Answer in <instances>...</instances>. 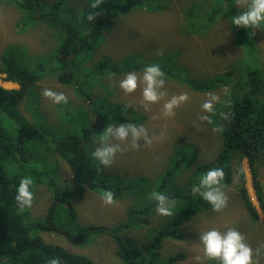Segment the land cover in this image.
<instances>
[{"label": "rangeland", "instance_id": "374dc122", "mask_svg": "<svg viewBox=\"0 0 264 264\" xmlns=\"http://www.w3.org/2000/svg\"><path fill=\"white\" fill-rule=\"evenodd\" d=\"M40 1H44L47 5L51 13V21L56 27L48 26L42 21H30L23 10L13 3L0 2V66L3 63V56L12 46L16 47V53L22 62H37L38 57H42L47 62L53 63L52 55L56 53L57 48L54 35L62 31L63 23L68 30L84 35L91 24L96 25L95 17L99 18L106 14L105 6L100 4L102 0H65L63 5L53 9L54 3L62 0ZM192 1H195L193 3L198 6V11H194V17H190L185 12V7L189 5L186 0H144L126 13L120 10L114 11L113 14L118 16L112 22H108L102 35L97 37L98 46L90 50V61L80 64V67H77L78 71L82 70V67L89 68L91 62L106 57L117 66L125 60L134 61L132 65L142 60V66L139 63L128 72H110L109 70L102 76L94 74L89 78L90 103L80 91L79 84H62L58 80L57 73L45 76L34 86V94L38 101V122L46 123L47 127L57 132L65 131L67 124H70V121H66L64 125L61 122L63 120L60 115L64 110L73 111V114H79L81 110H84L85 117L79 118V122H86L82 126H86L87 123L91 126L95 125L99 112L108 110V107L110 108V105L116 102L126 103L125 114L129 113L133 118L141 116V113L147 114L148 117L145 122L141 120L144 135L133 139V133L128 131L123 140L118 137V150L108 165L102 164V170L111 174L110 177L108 176L111 183L114 181L112 176L116 173L121 177H118L117 182L122 183L124 179V184L129 183L131 186L125 187L122 197L113 199L112 204H106L103 201L101 192L85 191L83 198L75 202L76 219H63L60 222L61 226L69 231L75 230L78 225L90 226L100 223L114 227L116 223L126 221V210L130 206H133L135 202L147 201L155 194L158 182L169 166L173 165L171 157L178 145L192 143L188 150L195 149V146L198 148L199 156L195 166L201 161H213L216 152L223 147L220 126L226 113L221 106L226 101V95H229L230 100L232 99L230 87H227L225 92L220 87L196 91L182 80L188 79L200 83L201 80L210 78L216 72L227 71L230 68L228 66L231 65L230 62H239V56L247 55L249 52H247L248 48L236 42V30L231 26L228 15L223 12L218 13L217 18L207 28H202L200 34H196L193 29L187 31V35L186 32L181 33L182 27L190 29L188 21L197 23L205 21L208 12L220 6L221 2V0H211V2L207 0L206 5L202 6L199 0ZM67 4H70V7L79 6L78 10L68 11ZM236 4L237 12L241 13L243 7L238 0ZM254 33L257 34L258 45L251 56L255 58L254 65H260L264 61V30L259 28L254 30ZM200 36L201 39H199ZM166 53L169 54L160 57V54ZM62 58L61 55L59 59L62 60ZM69 58L71 59L72 56ZM154 59H157L165 68V75L156 77L157 82L153 84L154 91L158 95L161 93L163 95L156 102H149L142 96L143 89L146 87V82L143 80V67L154 63L152 62ZM244 59L246 60L247 57ZM225 64L227 67L220 68ZM128 73H133L137 77V87L130 93L119 86ZM4 76L5 74H0V85L5 88L19 87L18 84L7 82ZM82 76L81 72L80 77ZM161 79L162 84L158 83ZM244 81L240 77L233 80L240 85ZM81 88L83 92H87L85 87L81 86ZM45 90L55 95H62L63 100L56 101L54 96L44 95ZM181 95L186 96V99L180 100ZM174 96L177 98V104L171 108V114L166 115L164 104L171 101ZM27 102V99H24L20 104V112L31 121L33 118L29 113ZM205 102L211 105L210 110L203 108ZM101 117L104 121L103 113ZM105 119H107L106 116ZM108 119L111 117L108 116ZM105 126L98 132L105 133L111 126V132L116 133V129L119 128L116 124H105ZM41 149L36 151L37 156L42 158V163L51 164L54 161L53 153L51 151L42 153ZM232 163V185L206 186L208 188L212 186L210 190L222 195L224 203L220 208H216L213 204L212 207L200 213L192 214L188 220L185 217L183 221H179V204L171 199L168 205L170 215H160L153 210L149 214V222L143 227L119 228L118 234L123 237L124 243L149 242L154 237L150 232L154 229L158 230L159 226L170 219L178 223L182 238L165 236L161 248L162 258L184 252L185 258L177 264H221L219 258H209L203 254L201 237L211 230L218 231L222 237L229 230H234L240 233L243 243L251 249L252 264H264V224L262 219L257 221L247 214L237 186L241 177L237 174L236 158H232ZM239 165L244 170L250 198L260 210L247 158H243ZM59 168L62 179L70 176L71 170L66 162L61 160ZM255 168L264 186V160H256ZM190 174L191 169L180 170L173 179L183 187L193 179V177L190 178ZM138 182L143 183V188L138 191L141 196L144 189L151 188V191L145 192L141 198L132 190V186ZM37 186L30 207L36 218L47 213L53 198L50 188L44 184ZM201 187V191H204L205 188ZM173 188V182H171L167 190L171 191ZM59 211L63 214L61 210ZM76 233V231L71 233L72 237ZM44 236L48 241L59 243L71 252L86 254L98 262L126 264L125 259L117 252V241L106 230L93 232L84 243H76L60 232H47ZM184 237L187 239L184 240Z\"/></svg>", "mask_w": 264, "mask_h": 264}, {"label": "trees", "instance_id": "16d2710c", "mask_svg": "<svg viewBox=\"0 0 264 264\" xmlns=\"http://www.w3.org/2000/svg\"><path fill=\"white\" fill-rule=\"evenodd\" d=\"M2 1L11 2L23 10L30 21H42L48 26L56 27L51 21V13H49L44 1L0 0V2ZM143 1L102 0L100 4L105 6L106 14L99 18L95 17L96 25L91 24L87 28L88 32H85L84 35L76 34L71 29L68 30L63 23L62 31L54 35L57 41L56 53L52 55L54 64L47 62L42 57H38L37 62H22L16 53L15 46L10 47L3 56L0 74H5L6 81L16 82L19 87L5 88L0 85V264H49L52 259H55L57 264H104L86 254L71 252L59 243L48 241L44 236L47 232H60L76 243H84L93 232L101 230H106L114 236L113 238L118 243L117 252L125 259L126 264H177L185 258L184 252L162 258L163 238L165 236L182 238L178 223L170 221V219L159 226L158 230L154 229L153 232H150L154 237L144 244L124 243L125 240L118 234L119 228H136L147 224L149 214L158 204L155 197L142 205L141 201L135 202L126 210V221L116 223L114 227L98 223L90 226L78 225L75 230L69 231L60 223L63 219H76L75 202L83 198L85 191H96L102 194L103 191L107 190L112 192L113 199H117L122 197V191L125 187L131 186L129 183L124 184V179L122 183L117 182L120 175L116 173L113 174L114 181L111 183L108 180L111 174L102 170V164L96 161L92 153L102 146H118V136L115 132L108 134L106 140H99V134L102 132L99 133L98 131L106 127L105 124H116L119 127L133 125L139 131V126H142L141 120L145 122L148 119L147 114L141 113V116L133 118L129 113L125 114L126 103L119 104L116 102L111 104L108 110L99 112L93 126L88 123L86 126H82L86 122H79V118L82 119L86 115L84 110H81L79 114L64 110L60 115L63 120L61 121L62 124L70 121L65 131L57 132L55 129L47 127L46 123L38 122V101L34 94V86L45 76L57 73L58 80L62 84H79L80 91L82 94L84 93L83 96L90 103L89 78L94 74L95 76H102L105 71L109 70L110 72H128L133 66H138L139 63L142 66V60L134 65H132L134 61L125 60L117 66L106 57L93 61L89 64V68L82 67V70L78 71L80 64L90 61L89 52L98 46L97 37L102 35V31L107 27L108 22H112L118 16L113 14L114 11L120 10L126 13ZM206 1L199 0L202 6L206 5ZM233 1L221 0L220 6L214 7L208 12L205 21L197 23L190 20L187 22L190 29L182 27L180 32L183 34L186 32L187 35V31L193 29L196 34H200L201 29L207 28L220 12L228 15L232 21L233 17L247 10L246 7H243L241 13L237 12V0L236 2ZM64 2L65 0L55 2L52 9L63 5ZM186 2H189L187 3L189 5L185 7V12L190 17H194V11H198L197 4L193 3L195 1L192 0H186ZM67 5L68 11L72 12H76L79 7ZM231 26L237 33L236 42L240 46L248 48L247 52L249 53H246L248 56L241 54L239 56L240 61H237L238 63L230 62L231 65H228L230 68L227 71L216 72L210 78L201 80L200 83L188 79L182 80L183 83L196 91L220 87L225 92L227 87H230L232 91L230 98L232 99L230 100L229 95H226V101L221 106L226 113L224 117L222 116L223 120L220 126L224 145L216 152L213 161H201L196 166L194 164L199 156L198 148L195 146V149L188 150L192 143L178 145L171 157L173 165L169 166L163 179L159 182L158 191H164L161 195L165 197L166 201L172 199L178 203L179 215H186L188 220L192 214L200 213L213 206L212 202L199 195V191L202 189L200 178L213 168H221L224 175L217 184L221 186L232 185V158H236L237 174L241 177L237 186L247 214L257 221L262 219L264 224V186L260 174L255 168L256 160H264L262 159L264 158V61L260 65H254L255 58L251 56L258 45L257 34L254 33V30L260 27L244 29L242 26L232 24V22ZM260 29L263 31L264 26ZM168 54H160V57ZM60 55L63 57L62 60L59 59ZM70 56H72L71 59ZM244 57L247 59L245 60ZM152 62L158 63L161 71L165 72V68L157 59ZM238 65L240 66L237 67ZM224 67L227 65L225 64L220 68ZM245 68L247 69L245 70ZM81 72L82 78L80 77ZM239 77L245 80L241 84L242 86L233 82ZM81 86L87 89L86 93L83 92ZM24 99L28 101V110L33 118L31 121L20 112V104ZM102 113L104 121H102ZM108 116L111 119H108ZM39 148H42V153L50 151L53 153L54 161L51 164L41 162L42 158L36 154ZM243 158H247L249 164L252 184L260 210L251 200L246 187V176L239 165ZM61 160L66 162L71 170L70 176H66L64 179L61 178L59 168ZM187 169H191L190 178L193 177V179L188 181V185L182 187L173 179V176L180 170ZM22 177H28L32 180V184L29 186L32 197L39 184H44L52 190V203L45 215L36 218L30 209L31 204L22 205L20 201L15 200V196L18 195L16 188ZM171 182H173L174 188L169 192L165 188ZM211 188L212 186L209 187V190ZM140 189L139 182L132 186V190L137 192L136 194L141 198L142 196L138 193ZM193 189L198 191L194 192ZM21 207L23 210H20ZM59 210L63 214H60ZM75 231L77 233L72 237L71 233ZM186 239L187 237H184V240Z\"/></svg>", "mask_w": 264, "mask_h": 264}, {"label": "clouds", "instance_id": "9594fccd", "mask_svg": "<svg viewBox=\"0 0 264 264\" xmlns=\"http://www.w3.org/2000/svg\"><path fill=\"white\" fill-rule=\"evenodd\" d=\"M241 7H246L247 10L243 11L241 14L232 18V24L242 26L244 29H253L256 27L264 26V0H238ZM165 73L161 71V67L158 63H152L145 65L143 67V80L146 82V87L143 89V99L149 102H156L163 95L157 94L153 89V84L156 83V77H163ZM158 83H163L161 79ZM125 92H132L137 87V77L133 73L126 74V78L120 82L119 85ZM46 96H54L56 101L63 100L62 95H55L49 90L44 91ZM180 100L186 99V96L181 95ZM177 104V98L174 96L173 99L164 104L165 114H171V108ZM203 108L211 109V105L207 102L203 104ZM112 131L111 126L108 127L105 133L100 134L99 140L104 141L107 139L108 134ZM131 131L133 133V139H136L144 135V128L141 126L140 130L137 131L136 127L133 125H122L116 129L117 136L123 140L127 135V132ZM118 150V146H102L98 148L92 155L96 158L99 164L108 165L113 158L114 153ZM223 169L213 168L209 170L200 178V183L205 188L204 191H199V195L205 200L212 202L216 208H220L224 200L222 195L214 190H209V185L217 184L223 177ZM32 184V180L28 177H22L19 180V184L16 188L18 195L15 196V200L20 201L22 205H30L32 199V193L29 190V186ZM202 190V189H201ZM149 192L151 189L148 190ZM194 192L198 191L193 189ZM155 197L158 201L155 208L156 212L160 215H170L171 212L168 209L169 201H166L165 197L155 194L151 197ZM102 199L106 204L113 203V194L110 191L102 192ZM20 210H23L21 207ZM179 221H183L186 217L179 215ZM203 243V254L209 258H219L221 264H252L251 260V249L243 243V238L239 232L234 230H229L223 237L216 230H211L205 233L201 237ZM49 264H57L55 259L49 261Z\"/></svg>", "mask_w": 264, "mask_h": 264}, {"label": "crops", "instance_id": "0c3cea01", "mask_svg": "<svg viewBox=\"0 0 264 264\" xmlns=\"http://www.w3.org/2000/svg\"><path fill=\"white\" fill-rule=\"evenodd\" d=\"M162 179H163V177L161 178V180H162ZM161 180H160V181H161ZM160 181H159V182H160ZM159 182H158V184H159ZM158 184H157V186H158ZM139 185L141 186V189H142V188H143V187H142L143 183L140 182ZM150 189H151V188H150ZM166 189H167V188H165V190H166ZM145 192H149V191L146 190V189H144V190L142 191V196H143V194H144ZM155 192L158 193L159 195H161V194H163L164 191L159 192V191H158V188H156ZM169 192H170V191H169ZM152 199H153V198L149 197V198L147 199V201H144V202L141 201V205L147 203L148 201H150V200H152Z\"/></svg>", "mask_w": 264, "mask_h": 264}, {"label": "bare ground", "instance_id": "6f19581e", "mask_svg": "<svg viewBox=\"0 0 264 264\" xmlns=\"http://www.w3.org/2000/svg\"><path fill=\"white\" fill-rule=\"evenodd\" d=\"M7 82H10V83H12V81H7ZM12 84H16V85H17V83H16V82H13Z\"/></svg>", "mask_w": 264, "mask_h": 264}, {"label": "water", "instance_id": "95a60500", "mask_svg": "<svg viewBox=\"0 0 264 264\" xmlns=\"http://www.w3.org/2000/svg\"><path fill=\"white\" fill-rule=\"evenodd\" d=\"M61 56V55H60ZM60 56H59V58H60ZM71 57V56H70Z\"/></svg>", "mask_w": 264, "mask_h": 264}]
</instances>
